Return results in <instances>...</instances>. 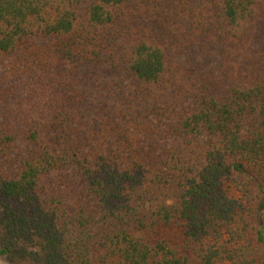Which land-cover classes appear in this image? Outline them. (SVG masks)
<instances>
[{
    "label": "trees",
    "instance_id": "1",
    "mask_svg": "<svg viewBox=\"0 0 264 264\" xmlns=\"http://www.w3.org/2000/svg\"><path fill=\"white\" fill-rule=\"evenodd\" d=\"M263 200L264 0H0L7 264H264Z\"/></svg>",
    "mask_w": 264,
    "mask_h": 264
},
{
    "label": "rangeland",
    "instance_id": "2",
    "mask_svg": "<svg viewBox=\"0 0 264 264\" xmlns=\"http://www.w3.org/2000/svg\"><path fill=\"white\" fill-rule=\"evenodd\" d=\"M261 209L259 211V215H258V225L261 227V229H264V200L261 203ZM168 234L170 236V238L172 240H178L180 237V233L178 231H168ZM0 262H2V264H7L3 259L0 258Z\"/></svg>",
    "mask_w": 264,
    "mask_h": 264
},
{
    "label": "clouds",
    "instance_id": "3",
    "mask_svg": "<svg viewBox=\"0 0 264 264\" xmlns=\"http://www.w3.org/2000/svg\"><path fill=\"white\" fill-rule=\"evenodd\" d=\"M0 264H2V262H0Z\"/></svg>",
    "mask_w": 264,
    "mask_h": 264
}]
</instances>
